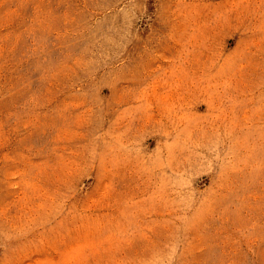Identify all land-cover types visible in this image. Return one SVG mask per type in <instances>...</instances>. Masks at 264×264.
<instances>
[{
    "label": "rangeland",
    "instance_id": "1",
    "mask_svg": "<svg viewBox=\"0 0 264 264\" xmlns=\"http://www.w3.org/2000/svg\"><path fill=\"white\" fill-rule=\"evenodd\" d=\"M0 264H264V0H0Z\"/></svg>",
    "mask_w": 264,
    "mask_h": 264
}]
</instances>
